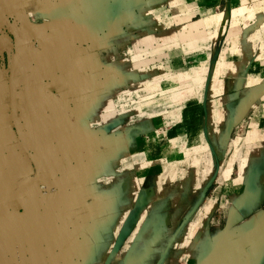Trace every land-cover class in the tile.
Returning <instances> with one entry per match:
<instances>
[{
  "label": "crops",
  "instance_id": "obj_1",
  "mask_svg": "<svg viewBox=\"0 0 264 264\" xmlns=\"http://www.w3.org/2000/svg\"><path fill=\"white\" fill-rule=\"evenodd\" d=\"M23 1L7 0V4L21 9ZM96 1L59 0L57 6L39 9L41 22L52 21V27L45 28L48 35L41 38L36 34L33 39L40 48L46 40L52 46L46 51L48 62L33 69V79H54L70 71L67 92L59 90L61 94L56 96L26 82L19 89L26 70L17 76L11 59L5 94L8 105L0 107L1 113L9 114L0 122L4 127L0 128L1 147H12L5 154L6 162L23 156L27 159L19 162L35 161L40 168L36 180L53 176L63 184L60 187L66 197L55 202L58 211L50 206L44 213L37 212L39 203L32 197H18L34 181H20L21 167L13 162L17 181L8 189L0 181V190H8L5 196L0 195L2 264L11 258L15 259L12 264H18L20 252L34 257L38 264L234 261L256 241L264 240V35L248 41L241 23L221 29V23L216 22L219 11L229 3L237 9L242 0H122V7L118 0L105 12L101 3L96 7ZM257 2L256 10L264 17V0ZM21 19L15 18L10 27L17 22L24 27ZM1 24L0 30L8 27L7 21ZM25 29L34 32L39 25L27 23ZM123 36L134 50L128 60L114 61L117 81L127 80L130 86L143 89L144 98L159 100L142 125L125 137L103 141L110 148L74 157L72 146L93 137L88 132L91 118L114 120L117 112L110 93L120 88L107 87L100 77L105 68L97 72L92 67L97 62L100 65L98 60L86 56L75 60L66 50L89 39L119 42ZM29 37L25 44L32 43ZM188 56L193 62L184 65ZM16 77L20 81L15 87L23 91L21 96L11 95ZM22 100L28 109L26 121L19 120ZM8 119L12 135L6 133ZM142 128L146 132L137 136L136 131ZM17 146L21 152L13 149ZM28 146L35 150L32 155L25 151ZM134 155L141 158L126 166V171L121 169V161ZM7 167L0 163V180ZM120 171V179L104 186L103 177ZM66 174L72 178L62 177ZM15 196L22 211L8 209ZM27 204L34 211L31 217ZM17 213L23 216L21 220ZM253 215L260 218L253 220ZM141 221L146 228L139 233ZM232 229L239 235L233 234L231 244L217 243ZM236 243L239 251L234 250ZM251 258L255 264H264V251Z\"/></svg>",
  "mask_w": 264,
  "mask_h": 264
},
{
  "label": "rangeland",
  "instance_id": "obj_2",
  "mask_svg": "<svg viewBox=\"0 0 264 264\" xmlns=\"http://www.w3.org/2000/svg\"><path fill=\"white\" fill-rule=\"evenodd\" d=\"M59 0H24L23 1V5L22 8L20 9L18 7V5H14L11 6L9 4H7V0H0V29L2 27L1 22L5 23V21H7V26L9 27H3L2 30H0V105H8V103H6L5 101V94L7 93L6 89H7V84H8V80L9 77L11 76V59L13 57L12 60V71L13 73L15 72V74L18 73L24 74L25 70V81L23 79V77H21V81L18 80V78H13V81L11 82L13 84V92L11 95H19L21 96L23 91L22 90H18L15 85L17 82L18 83V88L22 89V86L24 85V83L26 82L27 85H29L31 88H37V87H42V88H46L50 91L51 94H54L56 96H59V94H61L59 92V90H62V92H67L69 90V85L66 84L65 82H67L68 80V75L70 74V71H66L65 73H60L59 76H55L54 79L51 77V79H48V77H44L40 80H34L33 79V74L32 71L33 69L37 68L42 65V63H47L48 60V53L46 52L51 46H52V42H48V40H46L45 45H42V48H40V44L38 43L37 39H33V35H40L41 38H43L47 33L45 32V28L46 27H52V21H48V20H44L43 22H41L43 20V18L41 16H39V9L40 8H47V6L50 7L55 5L57 6V3ZM96 3L98 4L96 7L104 5V12L107 10L106 8H110L111 6H115L118 4V0H104L101 1L99 0L98 2L96 1ZM119 3L121 4V7L123 6L122 0L119 1ZM126 3V2H125ZM228 7H226L224 10L226 9H232L234 7L231 6V3H229L227 5ZM238 9V8H237ZM109 12V11H108ZM9 15L8 14H11ZM260 15L258 16L257 14H255L254 16H252L251 19L245 20V18H241V21L247 22L248 23V31L245 32V34L243 35L244 37H246V39L249 41L250 38H255L256 35L261 36L260 34L264 35V28L261 30L260 28H262V26L257 27L258 24L257 22H259V20H261V18L263 16L262 11H259ZM257 15V17H256ZM16 20L21 19L24 22V27L22 26V22H17V26L15 27H10V23H15L14 20L15 18ZM256 17V18H255ZM218 17H215V20L217 23H220V20H218ZM232 20H233V16H229L227 21H225V24L222 27V23H221V29L225 28L227 25L232 24ZM231 23H230V22ZM251 21V23H250ZM40 22V23H39ZM27 23L35 26V25H39V30H34V32H31L27 29H25L27 27ZM22 26V27H21ZM256 27V28H254ZM254 32H252V31ZM52 32V31H51ZM263 32V33H262ZM94 33V32H93ZM260 33V34H257ZM8 35L9 36V41H8ZM17 35L19 36V38L17 37ZM48 35V34H47ZM247 35V36H246ZM29 36L31 37V42L32 43H28L25 44L24 42L30 39ZM95 36V34H92L91 39ZM255 36V37H254ZM107 37H110V35H108ZM4 38V39H2ZM22 39V40H21ZM91 39H89L87 42H79L76 43L75 46H73L72 49L68 48V50L71 52L70 53V57L74 56L73 58L78 59V57H87V60H93L95 61H99V66H98V62L96 63V65L92 66L95 71L100 72V68L103 67L105 68L104 71V75H100L101 79L104 81L105 84H107V87L109 89L115 87V86H119L120 90L116 91L115 93H110V97L113 103V107L115 109V111L117 112L116 117L114 118V120L112 122H108V120H105L103 118H91L89 120V124H88V132L92 133L93 137L89 140H87L86 142H78L75 143L72 146V155H74V157H80V156H86L89 154H95L98 151H105L107 148H110L109 144H102L103 141H110L112 140L111 138H121V137H125L126 134L132 130L133 128H137L138 126L142 125V120L144 117L148 116L150 111H152L151 109H153V107L156 105V103L158 102V97H152V98H144V91L142 88L140 87H136V86H130L128 84V82H126L127 80H119L118 79V67L117 65H113L115 60H128L129 57H131L133 55V50L134 47L132 45V43L129 41L128 38H126L125 36L121 37V39L118 41H110V39H102V40H93L90 41ZM10 43V44H9ZM33 44V45H32ZM78 44V45H77ZM10 45V46H9ZM77 47V48H76ZM250 49V48H249ZM248 49V50H249ZM82 52V53H80ZM42 56H46L44 59V61L39 63L38 60L40 57ZM82 58V59H83ZM193 58L191 56H188V58L185 57V59H183L184 61V65H191L193 60ZM90 69V68H89ZM86 72V71H85ZM37 73V70L35 72V74ZM88 73L90 74V72L88 71ZM70 76V75H69ZM14 77V76H13ZM52 83V84H50ZM119 84V85H117ZM47 93V92H46ZM46 95V94H44ZM50 95L47 94L46 97ZM42 98L41 100L44 101V99L46 98ZM21 99V98H20ZM96 100V98H94ZM39 100V98H37V101ZM94 100V101H95ZM153 101L152 103H150V101ZM156 100V101H155ZM37 101H35L36 103H38ZM5 102V103H4ZM89 104L91 103V101H88ZM135 106H137L138 108L135 109ZM6 109V107H4V110ZM41 111V110H40ZM28 109L26 108L25 102L22 100L21 101V107L18 109V114L19 116L21 114H23L22 116L19 117V120H27V116L28 115ZM5 111L4 112H0V116H1V121H3L7 116H9V114L7 113L5 116ZM26 114V115H24ZM4 115V116H3ZM39 118L40 117V113L38 114ZM9 118V117H8ZM25 118V119H24ZM7 119V118H6ZM43 120V118H42ZM9 121V126H11V122ZM108 122V123H107ZM29 120H28V124H29ZM5 126V125H4ZM13 129L15 131V133L17 135H19V130H18V126L17 124L13 123ZM0 128H4L3 125L0 126ZM25 132L26 129H25ZM146 131L142 128L139 131H136V135L137 136H143L144 133ZM6 133L8 134H13L12 130L9 129ZM13 139V138H12ZM19 146V145H18ZM17 147H13L14 150L16 151H20L22 149H19ZM18 148V150H17ZM2 149V151H1ZM12 149V147H10L9 149H7L5 146L1 147L0 144V163L3 164L4 166L7 165V162L5 159V154L7 153L8 150ZM28 154L32 155V152H34L35 150H33L31 147H27L25 150ZM22 155V154H21ZM25 155V154H24ZM23 156V155H22ZM141 156L140 155H134L133 157H131L130 159H127L125 161H121L120 164V168H124V171L127 170L126 166L131 165V163L135 162L136 160L140 159ZM19 160H26V157H19ZM19 160H11L12 163L13 162H19ZM15 165V163H13L11 167H13ZM19 166L21 167V174L19 173V175L17 177H19L20 181H22L23 183L26 182H32L34 181L28 188H26L25 190H23V192L18 195L22 196V198H31L32 200L37 202L40 200H42V202H46V199L52 195L55 194V192L57 193H62V189L61 187L63 186L62 183H60L59 181H55L53 176H49V177H44L41 176V178L36 180V177L40 174V168L39 166L35 163V161H20L19 162ZM17 170V168H16ZM15 170V171H16ZM43 172H46L45 170H43ZM41 172V173H43ZM57 173H59V171H57ZM121 173H123V171L114 173V174H109L105 177L99 178L103 183L104 186H109L110 181L111 180H116L117 178L120 179L121 177ZM16 177V176H15ZM15 177H12V179H15ZM3 179V177H2ZM5 176H4V180H5ZM96 179V178H93ZM2 181V180H0ZM101 182V183H102ZM14 184V182L12 183ZM11 184V185H12ZM61 186V187H60ZM58 189V190H57ZM60 189V190H59ZM56 190V191H55ZM8 191V190H7ZM4 189L0 190V194L1 196H5V193L7 192ZM51 191V192H50ZM47 194H51L50 196H47ZM46 196V197H44ZM53 196V195H52ZM53 198V197H51ZM18 199L16 196L12 198L11 202L9 203L8 209L10 210H14V209H19L20 211L23 210L22 205L18 204ZM88 200H91L90 198H88ZM30 201V200H29ZM27 206V210H29V204L26 205ZM20 213H17V217L19 216ZM255 216V215H253ZM20 217V216H19ZM23 217V216H22ZM253 218V217H252ZM260 218V217H257ZM248 224V222L246 223V225ZM1 225V222H0ZM246 225H243L244 227ZM2 226V225H1ZM24 228L26 227L25 224H23ZM240 226V225H239ZM241 227V226H240ZM3 228V226H2ZM0 228V232L1 229ZM238 229V226L237 228ZM8 231L12 232L14 234V237L17 238V233H15L16 229L13 228V230L11 231V229H8ZM29 231V229H27V227L24 229V233H27ZM12 234V235H13ZM235 237H237L239 235V231H237V234H234ZM26 236V235H25ZM24 236V237H25ZM10 241V240H9ZM133 239H131V241L129 242L130 245L133 244ZM258 242V241H257ZM23 245H25L24 241L22 242ZM3 244L6 245L7 242L3 241ZM237 246L235 247V251H239L240 248V244L236 243ZM30 246V245H29ZM29 246H26L29 248ZM208 247V246H205ZM264 246H262V248L260 249L259 254L262 253V251H264ZM251 249L249 250H245L242 252V254L240 256H237V258H235V260L231 261L228 264H255V261L253 262V260H249L252 259V256H256L259 254H255L253 252H250ZM6 255V254H5ZM27 258V259H26ZM22 262H18V264H38L37 261L34 262L33 258L34 257H26ZM31 261H30V260ZM2 261H0V264H2ZM11 261H15V259L11 258L10 261H6V264H10ZM249 261V263H248ZM116 264V261L114 262ZM12 264V263H11ZM180 264H188L187 260H182L180 262Z\"/></svg>",
  "mask_w": 264,
  "mask_h": 264
},
{
  "label": "bare ground",
  "instance_id": "obj_3",
  "mask_svg": "<svg viewBox=\"0 0 264 264\" xmlns=\"http://www.w3.org/2000/svg\"><path fill=\"white\" fill-rule=\"evenodd\" d=\"M259 2H257V0H254V2H252L251 0H242V3L241 5L238 7V9H226V10H221L219 11L215 17H218L220 20V23H222V27L223 25L225 24V21H227L228 17L231 15L233 16V20H232V24H235V23H241L245 29V32L248 31L249 29L247 28L248 27V21L247 22H244V21H241V18L243 16V18H245V20H248V19H251L252 16H254L255 14H257L258 16L260 15L259 11L256 10V6L259 5L257 4ZM228 7V6H227ZM256 15V17H257ZM214 16V15H213ZM255 17V18H256ZM261 18V20H259V22H257L258 26L257 27H260L262 26V28H260L261 30L264 28V17H259ZM206 20V19H205ZM204 20V22H205ZM209 22V19L207 18V23ZM218 22V21H217ZM230 22V21H229ZM231 23V22H230ZM251 23V21H250ZM256 28V27H254ZM252 31V30H251ZM244 32V31H243ZM254 32V31H253ZM245 34V33H244ZM257 34H260V33H257ZM247 36V35H246ZM257 36V35H256ZM255 37V36H254ZM246 39V37H244ZM22 40V39H21ZM251 40V38H250ZM246 41V40H245ZM264 87V85H263ZM252 88V87H251ZM256 94V93H255ZM246 100V99H245ZM1 107V105H0ZM0 111H1V108H0ZM41 116V115H40ZM0 120H1V116H0ZM9 163H7V168L3 171V179H1V185L5 188V189H8L10 187V185L14 182H16L17 180H14L12 179V177H14V174H15V169H16V166L14 165L13 167L10 168V166L13 164L12 161H8ZM132 172V171H131ZM4 176H5V180H4ZM62 177H65L66 179H69V178H72V176H70L69 174H66ZM129 180V179H128ZM132 182V181H131ZM58 190V189H57ZM60 190V189H59ZM56 191V190H55ZM51 192V191H50ZM58 192V191H57ZM55 192V194H47V196H50L49 199L47 198L46 199V202H42V200L37 201V203H39V206L36 207V210L37 212L39 211L40 213H44L45 211H48L50 210V206H53L52 208L54 209L53 211H58V209L60 208H56L55 209V202H58L60 201L61 198H64L66 196L62 195V193H57ZM1 195V194H0ZM46 197V196H44ZM53 197V198H51ZM178 198V197H177ZM28 203V201L26 202ZM54 204V205H53ZM3 211V210H2ZM1 212V211H0ZM32 212L33 209L31 208V206L29 205V211H28V215L31 217L32 216ZM142 216V215H141ZM143 218V216H142ZM18 220H21L22 219V216L21 217H17ZM257 219L255 216L253 217V220ZM248 222H252V221H248ZM90 223V222H89ZM253 225V224H252ZM141 230L139 231V233H142V231L146 228V226H144V222L141 221ZM237 228V227H236ZM241 227L238 226V230L240 229ZM8 231V230H7ZM233 232H235V229H232V230H229L227 231L226 233H224L221 238H219V240L217 241V243L219 244H224V243H232V239H233ZM55 243V242H54ZM264 244V240H259L258 242L256 241L250 248L249 250L251 249L250 252H253V253H257L259 254L260 252V249L261 247L263 246ZM209 245V244H208ZM31 246V245H30ZM29 246V247H30ZM40 250V249H39ZM20 252V250H19ZM61 253V252H60ZM58 254V253H57ZM28 256H25L24 255V252H20V262L23 261L24 258H26ZM27 259V258H26ZM24 259V262L25 260ZM61 259V258H60ZM235 259V258H234ZM1 260V259H0Z\"/></svg>",
  "mask_w": 264,
  "mask_h": 264
}]
</instances>
